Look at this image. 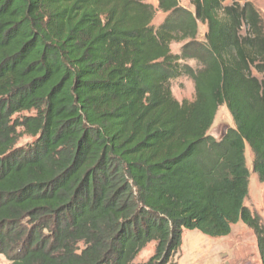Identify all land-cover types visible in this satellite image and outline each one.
Masks as SVG:
<instances>
[{"label":"trees","instance_id":"trees-1","mask_svg":"<svg viewBox=\"0 0 264 264\" xmlns=\"http://www.w3.org/2000/svg\"><path fill=\"white\" fill-rule=\"evenodd\" d=\"M156 1L0 0L9 264H170L184 229L222 237L238 222L264 264V224L244 205L247 146L264 184L261 15L249 0ZM157 10L166 16L154 27ZM182 75L191 101L172 95ZM223 105L233 127L216 139ZM18 128L35 139L17 146ZM150 242L153 254L135 262Z\"/></svg>","mask_w":264,"mask_h":264},{"label":"rangeland","instance_id":"rangeland-1","mask_svg":"<svg viewBox=\"0 0 264 264\" xmlns=\"http://www.w3.org/2000/svg\"><path fill=\"white\" fill-rule=\"evenodd\" d=\"M259 11L264 26V0H249ZM154 6L156 0H148ZM232 0H224V5H229ZM180 5L186 9L193 10L190 0H180ZM166 14L157 10L153 20L154 27L158 26ZM206 25L198 23V40H204ZM182 43H172L170 49L173 53H179ZM188 64L195 66L193 60ZM170 89L173 97L178 101H191L194 99V87L191 78L182 75L170 81ZM34 111H23L22 115H32ZM233 127V121L225 105L220 106L208 134L216 139H220L225 131ZM19 139L17 146H24L31 143L35 138L24 133L22 128H18ZM246 166L250 171L248 195L244 200V205L251 211L260 215L264 224V184L261 183L257 175L252 170L253 154L247 146L245 149ZM182 241L179 249L170 259V264H261L260 256L256 244L255 236L250 228L244 223L238 222L232 225L231 233L222 237H211L198 230L184 229L181 235ZM155 243H148L136 256L135 262L146 261L154 252ZM9 260L0 254V264H9Z\"/></svg>","mask_w":264,"mask_h":264}]
</instances>
